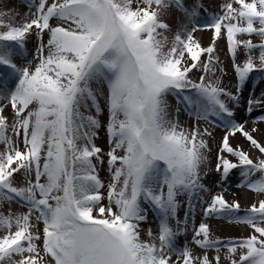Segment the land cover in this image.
Listing matches in <instances>:
<instances>
[{"label": "snow or ice", "instance_id": "6c2138e0", "mask_svg": "<svg viewBox=\"0 0 264 264\" xmlns=\"http://www.w3.org/2000/svg\"><path fill=\"white\" fill-rule=\"evenodd\" d=\"M32 3L36 10L31 20L16 25L0 22V29H6L0 30V100H8L15 113L9 126L0 106V143L5 145L0 152V201L18 199L27 208L23 214L0 212V228L7 230L0 236V264H170L171 257L165 255L169 249L183 258V264H213L207 250L219 253L221 246L229 254L246 249L231 264H264V199L241 216L239 202L211 196L203 208L205 217L235 220L254 234L221 241L211 238L210 226L201 222L192 239L205 250L203 256H194L187 244L175 245V238L187 230L188 216L185 213L181 229L177 197L187 195L194 211L191 198L207 191L201 183V166L210 148L198 128L185 132L167 118L166 100L170 93L179 96L190 89L193 95L184 94L183 101L191 115L205 121L215 117L226 130L218 146L216 171L226 180L239 169L238 187L264 195V159L254 162L230 144V137L240 134L264 154V144L253 135L256 129L249 131L245 123L232 119L230 107L239 103L250 75L264 72V0H227L221 12L203 25L213 31L211 46L202 47L193 39L196 27L185 26L186 38L177 32L167 52L157 30L168 28L159 15L172 0ZM175 4L184 9L183 0ZM185 12L190 17L197 14ZM33 32L38 63L34 68L19 67L13 45L24 49ZM253 35L260 38L259 44ZM220 38L226 39L233 60L236 94L208 77L209 73L215 77L213 65L218 60L213 53ZM240 53L243 62H237ZM204 54L207 59L201 60ZM198 67L204 74L193 81L189 73ZM93 82L107 85L106 154L94 143L102 93L92 87ZM256 105H264V100L249 98L247 111ZM9 127L15 140L7 135ZM204 132L211 135L207 129ZM104 155L110 173L106 197L97 171ZM21 172L23 186L17 187L14 177ZM144 203L158 212V233L149 229L148 241L140 238V225L147 220ZM171 220H176L175 229ZM41 239L42 248L37 244ZM219 259L215 256V264Z\"/></svg>", "mask_w": 264, "mask_h": 264}, {"label": "rangeland", "instance_id": "374dc122", "mask_svg": "<svg viewBox=\"0 0 264 264\" xmlns=\"http://www.w3.org/2000/svg\"><path fill=\"white\" fill-rule=\"evenodd\" d=\"M38 3V0H35ZM51 2V0H49ZM167 2V0H165ZM227 0H183L184 9L178 8L175 4V0L166 9L160 10L159 19L162 23L168 25L167 29H158L157 31L160 35L157 37L164 41L163 50L168 51L172 46L175 39V35L179 32L182 37L186 38L187 33L184 31L185 26L188 30L196 27L194 31L193 39L199 43L202 47H209L213 42V31L203 27L204 24L209 22L212 14L220 13L223 3ZM251 2V0H247ZM135 6V5H134ZM233 7L238 8L239 5L233 4ZM185 9L190 13L196 11V15L190 17ZM35 6L32 0H0V22L5 24L11 23L13 25L22 23L26 20H31L33 18V13L35 12ZM55 23V21H53ZM6 30V29H0ZM46 42L48 39L47 33L43 37ZM254 43L259 44L260 38L253 35L251 37ZM38 40L36 38L35 32L27 36L25 42V48L20 49L13 45L16 50L17 55L13 57L14 63L19 66H25L30 64L32 68L36 66L38 60L37 49ZM187 56V53H185ZM213 56L218 60V63L214 62L215 77L208 74V77L212 79L213 83H217L220 87H223L229 92L236 94L237 91V78L234 72L233 60L227 49V41L225 38H220L215 42V52ZM253 56L258 57V49L253 51ZM207 54L201 56V60H206ZM245 56L243 53L238 54L237 62H243ZM258 63V59L256 60ZM3 71L0 70V75ZM204 74L202 70L198 67L193 69L189 73L190 79L193 81H198V78ZM92 87L97 89L102 93L98 97L99 104L102 109L98 116L100 122V127L96 129L97 137L94 140L96 146L102 149V153L106 154L109 151L108 134L106 131V126L108 123V109L105 102V97L107 95V85H98L93 82ZM193 95L190 89L185 90L183 94L179 96L177 93L173 92L167 95V118L173 122L178 123L180 128L185 132H191L193 129L198 128L201 133V138L207 141L210 151H206L208 159L201 166V183L205 186L207 191L200 192L198 196H193L191 198L192 204L195 206L194 211L189 208V197L187 195L178 196L179 207L177 209V218L180 221V228H184L185 213L187 216V230L183 231L180 235L175 238V245L177 247L187 244L194 256H203L205 250L199 248L193 243V229L198 228L201 222H205L210 226L211 238L219 239L221 241H233L237 239H244L254 234L253 230L243 224L236 223L235 220L229 221L227 218L211 216L205 217L203 214V208L206 206L207 201L210 200L211 196L222 195L226 201L239 202L240 209H248L253 204H259L261 199H264V195L255 193L248 189L246 186H239L238 184L241 180L239 169L234 170L230 173L229 177L225 180L221 177L220 173L216 171L218 146L222 141V137L226 134V130L223 127V122L215 117H210L208 121L196 120L193 115L187 110L186 103L183 101V95ZM249 98L264 100V72L256 71L250 75L249 79L245 82L242 91L239 93V103L230 104V107L234 111V119L236 122L245 123L246 128L251 131L256 129L253 133L254 138L258 142L264 144V120H258V117L264 116V105H256L253 107L251 113L247 111V101ZM0 103L3 106V115L7 117V123L9 126L15 120L14 110L8 100ZM92 114L96 115L95 110H92ZM207 129V135L204 130ZM7 135L12 136L15 140L16 137L13 135L11 127L7 130ZM230 144L234 148L242 149L248 153L249 157L254 162H259V160L264 159V154L260 153L258 149L253 147L250 142L246 140L242 135L237 134L234 137H230ZM19 147H23L22 143ZM5 151V145L0 143V152ZM118 154H123L122 152ZM235 162V157H228ZM104 163L97 165V171L99 178L104 183L105 187L101 189V192L105 195L107 194V185L109 182L110 173L107 166V156H103ZM259 174L253 177V179L258 178ZM34 179V177H33ZM23 174L17 173L14 177V185L17 187L23 186ZM103 203L107 205V199L103 200ZM142 206L147 211V220L140 225V238L144 241L150 239L148 235V230L151 229L153 234L158 233V212L152 208L149 204L144 203ZM9 211L15 214H23L27 212V208L23 206L22 202L18 199L12 202L0 201V212L4 215H8ZM95 214V211H94ZM241 216L244 214H240ZM34 221V217H33ZM171 226L175 229L177 224L176 220L170 221ZM39 234L42 238L43 223L40 222L37 225ZM15 230V227L12 229ZM36 231L37 229H33ZM7 233L6 229L0 228V236ZM258 235V234H257ZM158 243V241H157ZM37 244L42 248V239L37 241ZM246 252V249L237 248L235 254H229L226 246H221L219 253L215 250H207V255L209 259L215 264V256L219 255V264H231V260L235 259L239 261V257L242 253ZM165 255L171 257L170 264H183V258L177 256L175 251L171 249L166 250ZM19 259V257H16ZM3 264H10V262H3ZM198 264V261L196 262Z\"/></svg>", "mask_w": 264, "mask_h": 264}, {"label": "trees", "instance_id": "16d2710c", "mask_svg": "<svg viewBox=\"0 0 264 264\" xmlns=\"http://www.w3.org/2000/svg\"><path fill=\"white\" fill-rule=\"evenodd\" d=\"M245 210H246V209H240V213H239V215H240V214H245Z\"/></svg>", "mask_w": 264, "mask_h": 264}, {"label": "bare ground", "instance_id": "6f19581e", "mask_svg": "<svg viewBox=\"0 0 264 264\" xmlns=\"http://www.w3.org/2000/svg\"><path fill=\"white\" fill-rule=\"evenodd\" d=\"M5 102L4 100H0V103Z\"/></svg>", "mask_w": 264, "mask_h": 264}]
</instances>
